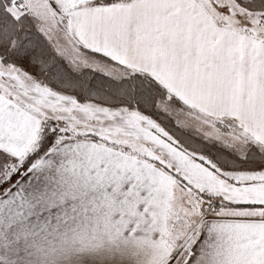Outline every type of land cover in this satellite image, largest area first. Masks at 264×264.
I'll return each instance as SVG.
<instances>
[{"label":"snow or ice","instance_id":"snow-or-ice-1","mask_svg":"<svg viewBox=\"0 0 264 264\" xmlns=\"http://www.w3.org/2000/svg\"><path fill=\"white\" fill-rule=\"evenodd\" d=\"M0 264H264V0H0Z\"/></svg>","mask_w":264,"mask_h":264}]
</instances>
